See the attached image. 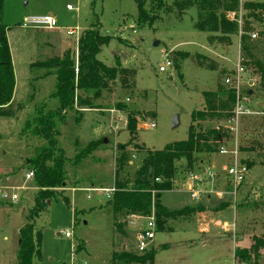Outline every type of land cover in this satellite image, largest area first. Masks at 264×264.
Wrapping results in <instances>:
<instances>
[{
	"label": "rangeland",
	"instance_id": "374dc122",
	"mask_svg": "<svg viewBox=\"0 0 264 264\" xmlns=\"http://www.w3.org/2000/svg\"><path fill=\"white\" fill-rule=\"evenodd\" d=\"M144 1L147 8L148 0ZM258 1L242 0V3ZM164 2L170 6L172 0ZM234 12L238 21L247 14L240 7ZM39 15L52 16L57 29L23 28L25 18ZM137 15L134 0H3L2 22L6 26L16 84L12 104L15 115L0 117V182L5 192L16 194L18 200L0 199V264H18V232L27 225H33L41 234L40 259L34 260L35 264H111L115 252L136 253V234L131 227L124 228L125 237L122 234L115 237L117 229L113 226L117 218L107 205L108 194L103 192L114 188L115 159L121 153L118 149L124 148L129 163L116 178L131 188L144 155L136 147L160 151L168 144L185 141L191 114L204 107L202 94L222 87L240 56L239 34L221 42L216 35L195 30L194 7L182 14L162 11L152 26H137ZM250 22L257 34L252 40L260 46L256 57L264 62L261 36L264 24L253 19ZM96 24L100 35L110 38L97 60L107 67H115L119 62L121 68L134 71V88L123 89L117 82L111 93L105 92L96 102L97 110L67 112L65 119L58 122L57 146L70 161L66 166L67 186L32 217L36 189L33 178H25L29 173L27 161L46 143L24 128L40 107L54 110L58 101L50 98L56 84L52 71L31 69L30 65L61 58L65 53L76 59L77 41ZM69 30L77 34L69 36L66 33ZM166 61L172 65L159 72ZM246 74L249 78L245 82L249 79L248 84L254 85L252 89L257 88L259 76L249 69ZM255 97L264 100V93L256 91ZM118 104L146 115L139 121L134 140L126 130V114L116 111ZM175 116L178 125L172 128ZM263 121L252 117L239 121V158L254 166L235 194L232 195L223 169L232 164V159L220 156L219 150L199 156L200 164L192 171L215 172L213 183L201 185L209 198L192 200L187 186L161 194L160 203L169 211L206 204L200 210L205 220L191 226L185 223V217L166 223L162 231L155 233L151 245L156 252L153 264H243L234 260V250L249 248L253 237H264ZM218 125H223V121L204 123L202 127ZM93 141H100L96 150L79 164L71 163ZM255 141L260 148L243 150ZM220 147L234 150L230 139L223 140ZM187 173L185 162H179L175 182L179 184ZM63 197L69 201L68 205ZM204 227L201 233L199 230ZM66 232L71 236L69 239L64 237ZM258 264H264V252L260 253Z\"/></svg>",
	"mask_w": 264,
	"mask_h": 264
},
{
	"label": "trees",
	"instance_id": "16d2710c",
	"mask_svg": "<svg viewBox=\"0 0 264 264\" xmlns=\"http://www.w3.org/2000/svg\"><path fill=\"white\" fill-rule=\"evenodd\" d=\"M134 2L138 12L137 26L144 24L152 26L159 19L162 11L182 14L194 7L197 10L194 28L198 32L216 35L221 42L229 41L231 36L239 34L237 23L229 19V14L238 10L239 0H172L170 6L164 0H148L147 8L144 0H134ZM242 10L247 12L242 18L240 29L239 50L242 66L247 72L249 69L260 78L257 88L245 89L243 94L255 96L256 91L264 93V62L256 57L255 53L260 50V46L250 39V34L255 32L250 20L264 24V0L243 3ZM2 11L3 0H0V117L10 118L15 115L12 104L16 81L6 26L2 22ZM98 28V24L93 25L77 41L76 59L65 53L61 58L30 65L31 69L52 71L56 84L50 98L58 101V106L54 110L45 111L44 107H40L36 116L28 121L24 128L46 143V146L40 147L34 157L27 161L29 172L33 173V184L36 189L32 217L39 214L45 207L46 201L54 194L63 192L67 186L66 166L70 161L57 146L55 135L58 122L65 119L67 112H76L78 109L97 110L96 102L105 92L111 93L117 82L123 89L134 88V71L121 68L119 62L115 67H107L97 60L101 48L110 40L109 37L101 36ZM261 36L264 37V32ZM223 86L213 92L202 94L204 107L201 111L191 114V124L185 141L168 144L160 151L136 147L144 155L135 172L131 188L127 187L126 182L116 178L129 163L124 148L118 149L121 153L115 159V192L107 202L117 218L113 226V229H117L116 232V229L114 230L115 237L118 234L126 236L123 230L129 218L134 215L146 218L154 210L156 232H158L172 220L204 210L201 204H197L194 207L169 211L161 205L160 197L162 193L178 188L175 177L179 162L184 161L186 172H192L196 165L200 164L199 156L217 153L222 141L230 139L228 124L232 117L235 92L227 88L224 83ZM19 108L17 110H20ZM116 111L126 114V130L134 140L139 121L146 117L145 113L130 110L124 104H118ZM220 121H223V125L208 129L202 127L204 123ZM255 142L243 150L251 152L254 147L260 148L261 146ZM99 143L100 141L90 142L73 157L71 163L77 165L85 160L96 150ZM262 150L264 151V148ZM242 163L246 165L248 171L254 166L253 163ZM62 200L66 205L69 204L66 197ZM74 218L76 219V212ZM18 239V264H35L34 260L40 259L41 234L34 230L33 225H27L19 230ZM251 241L249 248L234 250V260L238 263L258 264L260 253L264 252V237H253ZM155 255V250L151 248L143 253L115 252L112 254L111 264H153Z\"/></svg>",
	"mask_w": 264,
	"mask_h": 264
},
{
	"label": "built area",
	"instance_id": "2783aa9c",
	"mask_svg": "<svg viewBox=\"0 0 264 264\" xmlns=\"http://www.w3.org/2000/svg\"><path fill=\"white\" fill-rule=\"evenodd\" d=\"M242 0H240V10H242ZM71 10L70 7H67ZM240 18V17H239ZM242 18V17H241ZM229 19L237 23L239 27V35H241V24L242 20L238 21V14L233 12L229 14ZM23 28L25 29H47L53 30L57 29L56 20L50 15H39V16H29L23 20ZM67 35L72 36L77 34L74 30L66 31ZM257 34L251 33L250 38L255 39ZM240 37V36H239ZM172 64L170 61H166L165 67H160L159 72L163 73L166 71L167 67ZM246 70L242 66V59L240 56L237 58L236 65L230 75H227L223 83L224 85L235 92V103L232 110V117L228 124V132L230 134V141H233L234 150L228 151L227 147H220L218 154L220 156H230L232 159V164L225 166L224 173L228 180V186L231 187L233 193L242 183L248 174V169L246 165L242 163L239 158V143H238V133H239V121L242 117H252L264 119V100H257L255 96H248L243 94L244 86L247 85L248 89H252L254 85H249L250 80L245 82V78H249L246 74ZM154 128V124L150 125ZM26 180H31L33 178V173L29 172L25 175ZM216 178V174L212 170H199L196 172H188L184 179L178 184L180 188L187 186L189 196L192 200L199 202L202 197L209 198L201 186L204 182L213 183ZM3 182H0V199L2 201L16 202L18 197L14 193L5 192L3 189ZM100 191H103L100 189ZM104 193L108 194L107 199L115 192V188L104 190ZM212 191H210L211 193ZM235 196V195H234ZM140 220H144L143 224H139ZM128 227L132 229L136 234V252L143 253L151 248L152 242L155 238L156 224L154 210L149 217L142 218L141 216H131L128 220ZM64 237L69 239L71 236L69 233H65Z\"/></svg>",
	"mask_w": 264,
	"mask_h": 264
},
{
	"label": "crops",
	"instance_id": "0c3cea01",
	"mask_svg": "<svg viewBox=\"0 0 264 264\" xmlns=\"http://www.w3.org/2000/svg\"><path fill=\"white\" fill-rule=\"evenodd\" d=\"M12 58V57H11ZM15 74V73H14ZM16 84V83H15ZM14 92H15V89H14ZM13 102H14V94H13ZM85 112V111H84ZM87 112V111H86ZM200 204V203H199ZM203 207H205L206 206V204H201ZM205 209V208H204ZM201 212L202 211H200V212H196V213H192L190 216H186L185 218H187V220L185 221V223L187 224V225H190L191 226V224L193 225V224H196V222H199L200 223V221L202 220L203 222H204V220H205V214H204V212H202L203 213V216L202 217H198V216H200L199 214H201ZM216 223H218V222H216ZM215 223V224H216ZM214 224V225H215ZM219 224V223H218ZM217 224V225H218ZM194 226H196V225H194ZM196 228H198L197 226H196ZM205 227L202 229L201 228V230H199L201 233L202 232H204L205 230ZM202 245H204V243H202Z\"/></svg>",
	"mask_w": 264,
	"mask_h": 264
},
{
	"label": "water",
	"instance_id": "95a60500",
	"mask_svg": "<svg viewBox=\"0 0 264 264\" xmlns=\"http://www.w3.org/2000/svg\"><path fill=\"white\" fill-rule=\"evenodd\" d=\"M178 125V121H177V117L175 116L174 118H173V121H172V128H175L176 126ZM105 143H106V141H105Z\"/></svg>",
	"mask_w": 264,
	"mask_h": 264
}]
</instances>
